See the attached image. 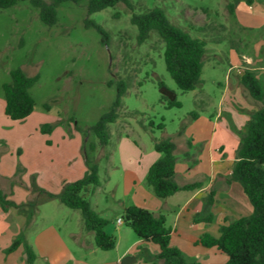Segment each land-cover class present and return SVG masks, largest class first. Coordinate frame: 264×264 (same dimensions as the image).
<instances>
[{"label": "rangeland", "instance_id": "obj_1", "mask_svg": "<svg viewBox=\"0 0 264 264\" xmlns=\"http://www.w3.org/2000/svg\"><path fill=\"white\" fill-rule=\"evenodd\" d=\"M229 2L234 5L233 13L228 10ZM131 6L132 10L117 4L87 15L86 0L64 3L52 27L43 25L38 12L26 1L0 11V158L15 169L14 177L8 180L9 188L23 178L30 187L33 176L39 187L53 189V175L77 177L76 169L85 168L87 155L99 166L102 187L86 197L93 207L97 205L99 213L112 215L120 206L125 175L133 172L145 179L146 165L160 157L153 149L156 141L170 138L176 145L174 154L182 152L187 140L184 134L194 126L204 127L192 119V113L208 118L219 111L222 99L230 96L227 83L232 92H237L225 105L237 123L248 113L240 107L250 110L261 106L239 87L238 78L243 71L251 70L264 88V0H254L251 8L245 0H131ZM155 7L165 11L174 25L206 42L201 83L194 91L179 90L170 78L163 44L156 34L142 45L136 42L131 13ZM86 20L106 32V45ZM231 54L237 57L232 69ZM15 68L39 77L30 89L35 111L23 121H11L4 115L1 85ZM119 79L129 82L118 119L109 125L110 142L91 153L88 144L94 142V136L88 130L115 99L116 88L107 83ZM172 101L179 102L180 107L166 108V102ZM44 124L51 126L50 134L40 133ZM233 135L234 142L221 139L219 132L215 137V141H225L232 156L240 143L239 134ZM18 168L20 173L16 175ZM42 204L27 207L30 213L38 212L36 224L53 218L64 234L68 228L79 229L77 211L57 200ZM106 228L112 231L114 224ZM66 241L73 247L75 240L67 237ZM96 252L88 258L89 264H102L114 256L113 251Z\"/></svg>", "mask_w": 264, "mask_h": 264}, {"label": "trees", "instance_id": "obj_2", "mask_svg": "<svg viewBox=\"0 0 264 264\" xmlns=\"http://www.w3.org/2000/svg\"><path fill=\"white\" fill-rule=\"evenodd\" d=\"M25 1L38 12L43 25L52 27L58 21L57 10L62 4H78L82 0H49V2L45 0H0V11ZM245 1L248 6L253 3V0ZM117 4H124L132 10L131 0H86V13L92 15ZM227 7L229 12L233 13V3L229 2ZM130 23L137 30L138 45L144 44L151 34L158 36L163 44V60L170 78L179 90L194 91L201 83L203 57L206 53L205 40L194 38L181 27L174 25L165 11L158 7L139 14L132 12ZM86 24L101 35V43L106 45V32L96 23L86 20ZM38 79V75L27 76L20 68L9 71V80L1 85L4 115L9 120L23 121L35 111V101L30 94V89L37 84ZM128 82L119 79L107 83L108 86H115L116 96L109 110L88 130L94 136V142L88 144L91 153L96 152L98 147H105L109 144L111 138L109 125L114 124L118 119V111L122 106V98L126 93ZM238 84L251 100L261 104L259 108L248 113V120L242 131L238 133L240 143L228 178L229 182H235L241 186L252 212L248 217L229 220L220 228L219 237L204 235L198 243L204 248H215L227 256L225 264H264V88L260 79L251 70L243 71L238 78ZM159 86L162 87V83H159ZM161 100L163 101V98ZM43 107L46 110L49 109L47 104ZM172 107H180V103L166 102V108ZM197 118L198 113H192V119ZM163 127V124L159 125L160 129ZM40 133L50 134L51 126L42 125ZM153 149L160 157L148 168L145 183L158 199L163 200L178 192H190L202 187L201 182L183 186L175 183L176 157L174 152L176 145L172 139L167 138L154 142ZM85 164L87 170L82 178L64 183L58 194H52L40 188L33 176L30 180V193L34 199L25 204L17 205L9 201L8 195L0 190V209L7 212L11 208L18 210L24 207L35 208L45 201L57 200L64 207L79 212L83 229L93 233L97 249L104 252L113 250L115 237L105 231L110 222L92 209L86 197L87 194H93L100 187V169L98 164L88 160L87 155H85ZM19 173L18 168L16 175ZM214 195V192L210 191L205 197L204 201L207 206L213 205ZM33 212L32 210L31 213ZM212 217V214L202 218L196 215L193 221L210 223ZM121 220L122 224L129 228L139 240L157 246L158 253L153 258L159 264H202L187 261L177 248L170 246L171 230L166 226V219L163 215H154L145 209L129 206L123 209ZM21 246L26 256V263L33 264L36 255L23 236L13 240L4 252L5 254L13 253Z\"/></svg>", "mask_w": 264, "mask_h": 264}, {"label": "crops", "instance_id": "obj_3", "mask_svg": "<svg viewBox=\"0 0 264 264\" xmlns=\"http://www.w3.org/2000/svg\"><path fill=\"white\" fill-rule=\"evenodd\" d=\"M232 55L230 57L231 69L236 67L235 59H237ZM226 87L230 93L229 98H223L219 111L210 113L208 118L203 114H198L195 122L203 123L204 127L194 126L189 134L185 133L186 148L179 154H175V183L183 186L201 182L200 189L178 192L161 200L146 185L144 177L138 178L135 173L131 172L125 175L122 195L119 199L120 206L115 208L112 215L99 213L95 209L97 205L93 207L90 202L92 209L100 217L114 224L112 231L105 229L106 233L115 237V247L111 250L114 256L102 264H121L125 258H133L135 261L131 264H159L153 258L158 253L157 246L139 240L129 228L117 223V219H121L123 209L129 206L145 209L154 215H163L166 219V226L171 230L170 246L177 248L187 261L202 264H225L227 262V256L215 248H204L198 242L204 235L219 237L220 228L229 220L248 217L252 211L241 186L238 183L229 182L228 178L235 162V155L232 156V153L227 152L225 141H235L233 132L242 131L248 120V113L256 109L248 110L240 107L248 113H245V117L241 118L242 121L237 123L235 116L231 113L232 110L225 106L231 102L229 99L234 98L232 95L237 92L230 90L229 83ZM217 132L225 141H215ZM151 164L146 165V173ZM86 170L85 165L83 169H76L77 177L66 179L61 174L57 177L54 174L53 189L46 186L42 189L58 194L64 183L81 179ZM64 171L65 173L68 171L67 166ZM14 174L13 164L3 157L0 158V190L8 195L7 199L17 205L33 200L34 196L31 195L29 183L25 181V178L19 179V184L9 188L8 180L12 179ZM101 187L100 185L96 191H101ZM210 191L215 194L214 203L212 206H207L204 199ZM35 213H30L27 207L20 210L11 208L7 212L0 209V264H27L22 246L13 253L5 254L4 252L13 240L20 236L24 237L36 255L33 264H89L87 260L96 255L97 247L94 244L93 233L84 231L78 211L75 216L78 215L76 221L79 222V229L76 231L68 228L65 234L53 218L36 224ZM209 214L213 216L210 223L193 221L196 215L202 218ZM67 237L75 240L73 247L67 244Z\"/></svg>", "mask_w": 264, "mask_h": 264}, {"label": "water", "instance_id": "obj_4", "mask_svg": "<svg viewBox=\"0 0 264 264\" xmlns=\"http://www.w3.org/2000/svg\"><path fill=\"white\" fill-rule=\"evenodd\" d=\"M135 260L133 258H125L122 260L121 264H131L133 263Z\"/></svg>", "mask_w": 264, "mask_h": 264}, {"label": "built area", "instance_id": "obj_5", "mask_svg": "<svg viewBox=\"0 0 264 264\" xmlns=\"http://www.w3.org/2000/svg\"><path fill=\"white\" fill-rule=\"evenodd\" d=\"M117 223L118 224H122V220L119 218V219H117Z\"/></svg>", "mask_w": 264, "mask_h": 264}]
</instances>
